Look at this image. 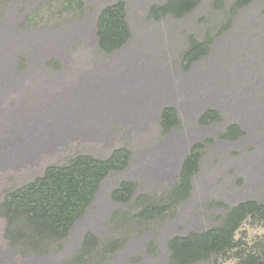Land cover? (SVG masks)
Returning <instances> with one entry per match:
<instances>
[{
	"label": "rangeland",
	"instance_id": "obj_1",
	"mask_svg": "<svg viewBox=\"0 0 264 264\" xmlns=\"http://www.w3.org/2000/svg\"><path fill=\"white\" fill-rule=\"evenodd\" d=\"M118 0H86L79 17L48 0H0V203L78 154L108 158L120 147L129 166L112 172L77 220L62 250L45 257L14 250L0 216V264H168L167 242L218 225L224 205L264 203V0H200L184 17L155 19L168 0H124L132 37L122 49H98L100 11ZM40 11L35 23L31 14ZM228 22H230L228 24ZM212 41L185 65L191 39ZM175 107L180 126L164 132L160 113ZM216 110L220 119L201 116ZM238 125L242 134L223 137ZM198 145L201 161L190 197L174 215L136 217L138 196L158 197L174 185ZM137 193L120 203L124 181ZM92 235L95 245L81 255ZM264 227L245 223L236 237L250 245ZM199 264H239L230 255Z\"/></svg>",
	"mask_w": 264,
	"mask_h": 264
},
{
	"label": "trees",
	"instance_id": "obj_2",
	"mask_svg": "<svg viewBox=\"0 0 264 264\" xmlns=\"http://www.w3.org/2000/svg\"><path fill=\"white\" fill-rule=\"evenodd\" d=\"M60 5V11L72 17H79L86 0H48ZM249 0H236L232 9H240ZM200 0H168L155 5L150 15L155 19L167 16L184 17L192 12ZM222 0H216L220 7ZM40 11L29 16V22H36ZM230 22H228L229 24ZM98 49L107 54L122 49L132 37L124 0L106 5L97 20ZM183 54L185 65H191L208 54L212 41L191 39ZM220 119L218 111L210 109L201 116L206 124ZM175 107H165L160 113V125L164 132L180 126ZM242 134L238 125H231L223 137L235 139ZM198 145L182 162L174 185L161 196H138L135 200L136 217L152 221L171 217L180 205L191 195L192 180L198 173L201 154ZM131 152L120 147L108 158L102 159L90 154H78L65 165H51L41 177L13 190L0 203V216L6 220L4 237L14 250L34 253L45 257L51 251L62 250L71 229L92 205L102 182L115 171L129 166ZM137 183L124 181L112 193L120 203H129L137 193ZM225 217L218 225L193 231L187 235H175L167 242L168 264H199L217 257L233 255L239 264H264V235L256 237L249 245L245 238L236 235L243 225L264 227V203L246 200L234 206L224 205ZM95 241L88 235L83 242L81 255L89 254Z\"/></svg>",
	"mask_w": 264,
	"mask_h": 264
}]
</instances>
